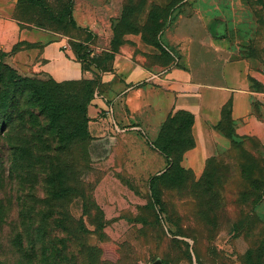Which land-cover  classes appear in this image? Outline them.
I'll return each instance as SVG.
<instances>
[{
  "label": "crops",
  "instance_id": "crops-1",
  "mask_svg": "<svg viewBox=\"0 0 264 264\" xmlns=\"http://www.w3.org/2000/svg\"><path fill=\"white\" fill-rule=\"evenodd\" d=\"M123 9V0H73L76 23L91 28L92 45L113 52L110 67L93 63L86 68L72 45L81 36L37 23L19 0H0V48L10 63L57 81L101 79L88 105L89 154L94 168L103 171L98 201L110 204L136 202L131 188L137 183L150 188L151 176L170 166L155 141L178 110L194 114L195 145L185 151L182 164L197 178L210 157L232 145L219 126L225 106L230 105L237 137H256L264 144V75L249 57H233L225 38L208 32L200 10L193 16L181 13L163 33L178 50V55L171 50L168 59L142 31L124 33L111 51V27ZM92 39L85 42L90 46Z\"/></svg>",
  "mask_w": 264,
  "mask_h": 264
},
{
  "label": "rangeland",
  "instance_id": "rangeland-1",
  "mask_svg": "<svg viewBox=\"0 0 264 264\" xmlns=\"http://www.w3.org/2000/svg\"><path fill=\"white\" fill-rule=\"evenodd\" d=\"M68 2L73 4V0L31 2L23 0L21 9L28 12L37 23L84 39L88 33H92L91 28L81 26L83 29H79L70 25L68 15H64L63 12V7ZM141 2L144 3L141 13L144 23L151 18L161 21L159 26L146 23L144 33L151 32L148 34L149 37L161 43L168 59L173 57L170 54L171 50L177 55L178 50L168 44L163 33L173 25L174 19H177L181 13L185 15L190 12L191 16L199 15L197 9L201 11V18L208 25V32L214 38H225L224 41L233 52V57H249L257 70H262L264 67V0H142ZM130 14H132L131 18L134 12L131 11ZM111 29L114 34L113 26ZM93 43L94 38L90 45L91 59L103 57L101 61L103 68L110 67L112 59L104 55L107 51L97 49L92 45ZM5 60L9 62L8 54ZM93 63L87 61L83 64L86 68H90ZM18 70L41 80L51 77ZM91 79L98 80L97 86L102 85L98 75ZM74 100H77L76 97ZM11 134L12 141L19 139L21 132L17 123ZM26 134L30 139L32 133L27 131ZM26 147L28 153L36 148L32 144H26ZM263 159L264 146L260 142L247 141L243 148H229L217 154L210 163L212 171L214 170V182L218 187L217 200L209 193V189L200 183L201 177L197 178L194 173L185 170L179 172L182 178L176 187L164 185L162 198L165 204L151 205L150 188L143 187L139 183L131 188L136 193V202L124 204L99 202L97 187L103 177V171L94 168L90 156L88 164L84 165L81 171L72 164L63 171V178L44 182L46 186L40 194L43 209L38 214L42 213L51 221L61 220L70 213L73 218L86 225L87 242L91 246L102 248L103 253L100 257L91 251L90 253L86 250L82 251L76 254L78 264L95 263L100 258L106 262L113 260L115 264H249L245 256L246 252L259 244L260 237L257 233L264 225L262 215L264 197L255 206V217L251 223L240 229L233 226L244 217V210L249 211V207L239 201L240 190L245 184L250 190L254 189L251 182H246L243 162L261 163ZM44 166L47 168L49 163H44ZM20 172L24 173L26 179L22 186L19 183ZM9 173L11 176L12 171H8L6 175ZM258 173L255 172V175ZM12 176L15 179L13 185L8 182L6 186L12 191L11 196H14L12 203L9 204V198L3 197V192H0V198L6 199L5 204L9 208L2 213L4 218L0 219V260L5 264H17L18 261L20 264H29V258L21 256L22 252L18 245L20 239L16 234L22 231L27 238V235L32 233L31 226L24 224L23 221L21 223L23 214L17 196L19 192L14 191L24 185L28 190V185L33 182V173L16 165ZM61 184L68 187L66 193L59 199H53L51 189L60 188ZM82 191H86V198L80 196ZM25 193L27 194L28 191ZM24 200L28 203L33 202L32 192ZM55 210L56 215L53 213ZM60 226L62 230L60 237L70 239L71 243L76 242L78 247L85 236L77 234L74 222L69 219L66 224ZM71 228L74 229L73 232H67ZM24 245L29 247L26 240ZM86 253L89 254L85 255ZM256 264H264V256L260 258V263L256 261Z\"/></svg>",
  "mask_w": 264,
  "mask_h": 264
},
{
  "label": "trees",
  "instance_id": "trees-1",
  "mask_svg": "<svg viewBox=\"0 0 264 264\" xmlns=\"http://www.w3.org/2000/svg\"><path fill=\"white\" fill-rule=\"evenodd\" d=\"M19 1L22 2L23 0ZM140 2L135 0V2L130 3L127 0L124 3L121 16L113 23L114 34L111 51L118 49L124 33L129 31H142L147 42L164 50L157 39L149 37L148 34L151 32L144 33L146 23L150 22L152 26L154 24L159 26L161 21L151 18L146 23H141L144 3ZM63 10L64 15H68L70 25L81 29L82 27L76 23L74 18L72 2H68ZM131 11L134 14L130 18ZM118 28L120 29L117 30ZM92 37L93 34L88 33L84 39L73 41L72 45L83 63L87 61L91 63L92 61L101 65L103 57L91 59V48L85 42V40L92 39ZM7 54L8 52L0 48V192H3V197L9 198V204L12 203L14 196H11L12 191L6 186L8 182L13 185L15 181L12 176L14 167L17 165V167L31 170L33 173V182L30 186L28 185V190L24 185L14 191L15 193L19 192L17 196L20 199L19 206L21 214H23L21 223L23 221L24 224L30 225L32 232L27 235V238L24 237L22 231L16 234L20 239L18 245L19 250L22 252L21 256H27L29 264H78L76 254L85 250L102 257V248L91 246L87 242L85 235L88 228L86 225L73 218L70 213H68V216L66 214L65 218L61 220L52 219L51 221L44 217L42 213L38 214L43 209V200L40 194L46 186L44 182L63 178V171L70 168L72 164L76 165V168L81 171L83 166L89 162L91 133L88 124V105L99 82L96 79L87 77L65 81H57L52 77L41 80L21 73L5 60ZM104 55L109 56L108 59H113V52L107 51ZM74 97L77 100H74ZM193 122L194 114L192 112L178 110L162 124L155 143L167 154L171 163L165 171L150 178L151 205L165 204L162 198L163 187L164 185L166 187H176L182 178L179 176V172L189 170L193 173L191 169L184 167L182 164L185 151L195 145V137L192 131ZM16 123L19 125L21 135L17 141H12L11 132L14 130ZM219 126L232 138L230 149L234 147L243 148L247 141L262 143L256 137L241 138L236 136L230 105L223 108V119L220 121ZM27 131L32 133L30 139L27 137ZM26 144H32L36 148L28 153ZM262 145L264 146L263 143ZM215 156L208 159L200 183L204 184L209 189V193L217 200L218 187L214 182V170L212 171L210 167V163ZM44 163H49V166L46 168ZM243 166L247 178L246 182H251L254 189L250 190L248 185L245 184L239 192L240 203L248 206L249 211L245 212L243 208L244 217L234 223L233 228L236 229L251 223V220L255 217V206L264 197V159L261 163L256 161L243 162ZM8 171H12L11 176L10 173L6 175ZM257 171L259 173L255 175ZM19 176L21 177L19 183L22 186L26 181L25 175L20 172ZM59 187L51 189L53 199H59L68 189L67 186H62V184ZM31 192L34 195V201L28 203L24 199L31 195ZM80 196L86 198V191H82ZM5 200L0 198V219L4 218L2 213L9 210ZM53 213L56 215L57 211L55 210ZM69 219L76 225L77 234L85 236L78 247L76 242L71 243L70 239L60 237V231H62L60 225L63 226ZM19 227L22 228V225L19 224ZM73 230L71 228L67 232L72 233ZM257 236L260 237L259 244L249 248L245 255L249 264H256V261L260 263V258L264 256V225L258 230ZM24 240L27 241L29 247L24 245ZM109 261H102L100 258L95 263L82 262V264H115L113 260ZM0 264L5 263L0 260ZM17 264H20L19 261Z\"/></svg>",
  "mask_w": 264,
  "mask_h": 264
},
{
  "label": "built area",
  "instance_id": "built-area-1",
  "mask_svg": "<svg viewBox=\"0 0 264 264\" xmlns=\"http://www.w3.org/2000/svg\"><path fill=\"white\" fill-rule=\"evenodd\" d=\"M261 71H262V73H263V75H264V67L262 68V70H261ZM263 83H264V80H263Z\"/></svg>",
  "mask_w": 264,
  "mask_h": 264
},
{
  "label": "water",
  "instance_id": "water-1",
  "mask_svg": "<svg viewBox=\"0 0 264 264\" xmlns=\"http://www.w3.org/2000/svg\"><path fill=\"white\" fill-rule=\"evenodd\" d=\"M160 263H162L161 261H159Z\"/></svg>",
  "mask_w": 264,
  "mask_h": 264
}]
</instances>
